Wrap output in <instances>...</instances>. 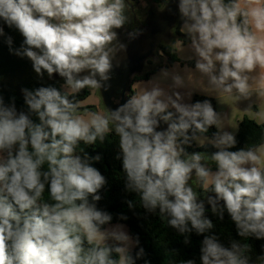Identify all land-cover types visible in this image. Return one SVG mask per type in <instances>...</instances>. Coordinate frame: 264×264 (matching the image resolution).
Here are the masks:
<instances>
[{"label":"clouds","instance_id":"1","mask_svg":"<svg viewBox=\"0 0 264 264\" xmlns=\"http://www.w3.org/2000/svg\"><path fill=\"white\" fill-rule=\"evenodd\" d=\"M243 4L179 0L178 7L181 31L197 57L195 72L215 90L247 96L251 74L264 82V0ZM125 7L124 0H0V36L5 25L19 31L27 47L15 54L28 57L41 79L58 74L73 92L103 88L116 53L127 50L113 43L114 29L126 23ZM161 73L169 75L167 69ZM187 79L192 81L191 73ZM171 80L170 95L159 86L141 88L117 109L93 113L90 120L74 115L77 105L53 86L23 88L27 111L18 110L15 96L5 104L0 91V264H135L146 255L141 247L134 258L129 246H138L139 236L133 239L123 225H111L112 215L97 208L107 179L80 148L81 142L103 143L113 131L126 190L138 195L147 212L158 209L167 216L180 234L203 236L201 264H264V255L252 260L250 243L231 240L225 247L217 235H204L214 225L190 184L195 175L201 190L215 193L206 196L211 212L223 220L226 211L238 237L264 240L260 157L236 149L235 135L219 130L220 115L210 99L183 103L185 78L172 74ZM161 122L167 127L158 130ZM213 127L218 130L203 139L216 151L188 154L185 146L196 141L203 149L199 134ZM209 159L215 171L202 163ZM127 205L134 207L131 200Z\"/></svg>","mask_w":264,"mask_h":264},{"label":"trees","instance_id":"2","mask_svg":"<svg viewBox=\"0 0 264 264\" xmlns=\"http://www.w3.org/2000/svg\"><path fill=\"white\" fill-rule=\"evenodd\" d=\"M138 1V0H134ZM157 4L159 9H161L169 0H153ZM227 4L229 0H224ZM153 11V10H152ZM153 13H156L153 11ZM2 23V22H0ZM182 18L179 13V18L177 23L172 30V41L170 44L162 43L158 51L161 52L168 58L170 64L181 63L182 65H187L189 67H194V62L192 61H182L178 58L175 49V38L181 39L183 44H187L190 39L187 35L181 33L180 29L182 27ZM11 37L12 43L8 44V38ZM27 47L24 45V37L19 33L17 29L8 28L4 26V35L0 36V80L4 77H15L18 79L16 87L9 89H0L2 91L5 104L9 103V97L15 96L16 105L18 110L23 108L27 111V106L24 104L23 88H27L29 91H34L40 86H53L59 89L62 94H66L68 99L77 105L74 115L78 112L88 113L90 107L81 108L78 106L79 102L85 100L89 95L90 91L87 87L79 90L78 92L68 93L62 88V82L54 78L49 79L43 77L42 79L34 78L32 76V61L26 56H19L15 53L17 51H23V48ZM11 49V51H10ZM161 69V67L157 68ZM155 70L142 71L139 75L134 77V80H146ZM47 73L44 74V76ZM65 82V80H64ZM134 94L132 90L127 94V99ZM204 99H210L213 107L217 111V105L214 99L201 96L193 95L191 103L196 101H203ZM218 112V111H217ZM218 129L213 127L208 133L199 134L201 137H212V134ZM236 138V149L245 150H255L260 145L264 144V123H256L254 120L249 118H243L239 121L238 130L235 134ZM118 138L115 137V133L111 135H106L103 143L97 139L96 144L89 146L81 142L80 148L87 152L90 163L93 167H96L107 179V184L99 192L101 200L96 202L98 209L110 213L113 217L111 224H122L128 228L130 236L134 239L139 236L140 244L134 245L133 250L130 254L135 258L136 253L139 248L145 250V256L136 259L135 264H145V260L149 261V264H180L181 261L187 259H194L196 264H201L200 262V247L202 244L203 236H199L195 231L191 233L180 234L176 229L168 225V217L163 218L159 214V210L150 213L143 209L140 205L139 197L136 193L130 192L125 188V177L122 172V163L115 157L119 152L118 148ZM185 150L188 154L193 151L203 150L205 153L211 155L215 148L211 144L204 145L203 149L195 146V141L192 142L191 147L185 146ZM79 152L80 149L78 148ZM99 155L100 160L95 161L91 159ZM213 171L216 170V166H209ZM264 168V167H263ZM193 189L198 191V198L205 197L206 194L211 193V191L205 193L199 188L196 181L195 175L190 181ZM45 198H48L47 192L45 193ZM131 200L134 207L129 209L127 201ZM123 214L127 216L126 220L120 219V215ZM204 215L212 220L214 227L207 230L204 235H217L219 242L225 247H230L231 240H239L241 244L250 243L252 246V260L255 261L257 256L264 255V240H258L255 237L241 238L236 235V227L234 222L228 216L227 212H224V218L221 220L218 214H213L210 210H206ZM106 225L105 227H107ZM185 237L188 238L189 243H185ZM115 244V243H112ZM116 256V253H113Z\"/></svg>","mask_w":264,"mask_h":264},{"label":"water","instance_id":"3","mask_svg":"<svg viewBox=\"0 0 264 264\" xmlns=\"http://www.w3.org/2000/svg\"><path fill=\"white\" fill-rule=\"evenodd\" d=\"M179 0H169L161 9L152 15L146 25L136 33L131 34L126 51H118L112 60L113 68L109 73L108 81H101L103 88H97L108 110H115L127 100V94L131 90L134 77L142 73L146 61L155 55L158 47L164 44H170L172 41V30L179 18ZM145 47L142 48L141 43ZM114 44H123L119 36ZM86 74V73H82ZM99 79V77H97ZM106 89V90H105ZM167 125L161 122L158 130H163ZM211 192L203 198H198L204 203L206 210L211 209L206 196H214ZM222 205L223 202L221 201Z\"/></svg>","mask_w":264,"mask_h":264},{"label":"crops","instance_id":"4","mask_svg":"<svg viewBox=\"0 0 264 264\" xmlns=\"http://www.w3.org/2000/svg\"><path fill=\"white\" fill-rule=\"evenodd\" d=\"M241 7H244L243 0H241ZM182 29V27H181ZM180 29V31H181ZM182 33V31H181ZM184 34V33H182ZM186 35V34H184ZM175 46L176 41L179 42V45H177V52L178 57L180 60L184 61H192L195 64L196 56L193 52L186 53L187 47H191V42L189 41L187 44H183L181 42V39L175 38ZM184 49V51H181L179 49ZM163 54L160 52L159 56H162ZM179 65L181 67V70L176 69V73H173V70ZM180 63H174L171 65V68H168V72L171 71L172 73L169 74L171 77L172 74H180L183 76L187 70L184 72L182 69L187 68H193L189 67L187 65H182ZM153 68H150L148 71L152 70ZM152 75L149 76L148 80H143L144 82H149L152 78H155L156 71H154ZM253 76V80L250 81L251 88L247 96H240L236 93L235 90L231 94L223 93L219 90H215L212 87L208 85L207 78L201 77L200 74H196L194 77L195 85L192 84V86H188L189 88H183L180 89L181 93L184 94L186 97H188V100L190 101L193 95H201L206 96L209 98H212L215 100L217 105V111L220 115V131H228L236 134L238 130V124L239 121L243 118H249L254 120L256 123H264V82H261L260 76L256 73L251 74ZM166 79V78H165ZM170 79V78H169ZM167 80V79H166ZM171 80V79H170ZM168 82V81H167ZM172 83H166V93L170 94V91L173 90L171 87ZM256 154L260 157L258 166L264 167V144L260 145L257 149L254 150Z\"/></svg>","mask_w":264,"mask_h":264},{"label":"rangeland","instance_id":"5","mask_svg":"<svg viewBox=\"0 0 264 264\" xmlns=\"http://www.w3.org/2000/svg\"><path fill=\"white\" fill-rule=\"evenodd\" d=\"M138 2H140V7H144L145 8V11H147V9L149 7L152 8V10L154 12H157L159 10V7L157 6L156 3H154L153 0H138ZM177 45H179V42L176 41V46L175 49H176V54L178 56V50H177ZM187 51H185L186 53H190V52H193V49L192 47L188 46L187 47ZM180 50V55H181V51H184V49L182 50L181 48L179 49ZM179 58V57H178ZM180 59V58H179ZM184 61V60H182ZM181 64V63H180ZM171 65L173 64H170L169 61H168V58L165 56V55H162V56H159V53L156 55L155 58H150L149 61L147 62L146 64V68L144 71H147L149 72L148 70L150 68H153L155 71H156V76L155 78H152L149 82H144L143 80H133L132 82V85H131V90L133 92L135 91H139L141 88H144V89H151L153 86H159L161 87L162 89L165 90L166 92V86L165 84L166 83H172V80L171 77H169L170 75L168 76H164L162 73H161V69H168V68H171ZM182 66V65H181ZM161 67V69H157ZM175 69L173 70V73H176V69L177 70H181V67L179 65H177L176 67H174ZM185 70H187V72L183 75V77L185 78V81H186V87L185 88H189L188 86H192L195 85V80H194V77L196 74H198V72H195V70L193 68H187L185 67V69H182V71L184 72ZM151 71V70H150ZM155 73V72H153ZM152 73V74H153ZM169 74H171L172 72L169 71L168 72ZM189 73L192 74V81L189 83L188 82V75ZM151 74V75H152ZM139 75V74H138ZM32 76L34 78H39V76H37V74L34 72V70L32 69ZM45 78H49L48 75L46 74L44 76ZM56 79L58 81H61L62 82V88L68 92V93H74L66 84L63 80L60 79L59 76H57L56 74H53V76L49 79ZM167 80H166V79ZM170 78V79H169ZM148 80V79H147ZM168 81V82H167ZM17 83H18V79L15 78V77H11V76H8V77H4L3 79L0 80V89H9V88H12V87H16L17 86ZM90 91V95L83 101L79 102L78 106L81 107V108H88L90 107V111L86 114L84 113H81V112H78L77 113V116H81L83 118H85V120H90L91 118V114L93 113H100V114H107V109L103 103V100L101 98V95L99 93V90L97 88H90V87H87ZM174 91V89L172 91H170V94ZM169 94V95H170ZM182 94V93H181ZM192 100V98H191ZM191 100L189 101L188 100V97H186L184 94H182V102L183 103H189L191 104ZM110 127H112V125H110ZM204 137H202L203 139ZM208 138V137H207ZM203 142H204V145H208V144H211L209 143V140L208 139H203ZM195 146L196 147H199L198 146V142L195 141ZM207 154V153H206ZM208 156H210L209 154H207ZM202 163H206L207 166H211V165H214L215 163L212 162L210 159L207 160V161H202ZM111 225H117V224H111ZM122 225V224H120ZM124 226V230L129 234V231H128V228ZM109 227V226H107ZM130 235V234H129ZM109 243H116L115 241H109ZM134 248V244L133 245H130L129 246V252H131Z\"/></svg>","mask_w":264,"mask_h":264},{"label":"flooded vegetation","instance_id":"6","mask_svg":"<svg viewBox=\"0 0 264 264\" xmlns=\"http://www.w3.org/2000/svg\"><path fill=\"white\" fill-rule=\"evenodd\" d=\"M125 2V11L124 14L127 17L125 25L120 29H114V31L117 32V35L119 36L120 41L123 44H128V41L131 38V34L136 33V31L141 30V28L146 25L149 18L154 15L152 8L149 7L147 11H145L144 7H140V2H136L134 0H124ZM142 48L145 47L144 43H141ZM159 48V47H158ZM160 53L158 49L155 52V55L151 58H155L156 55ZM150 59V58H149ZM149 59L146 61L145 66L143 70L146 68V64L149 61ZM59 76L58 74H56ZM60 77V76H59ZM61 80L64 81L63 77H60ZM194 176V175H193Z\"/></svg>","mask_w":264,"mask_h":264}]
</instances>
